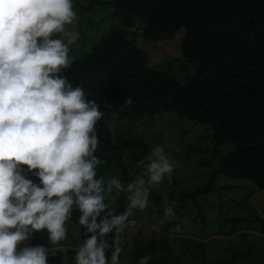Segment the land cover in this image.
I'll return each mask as SVG.
<instances>
[{"label":"clouds","instance_id":"9594fccd","mask_svg":"<svg viewBox=\"0 0 264 264\" xmlns=\"http://www.w3.org/2000/svg\"><path fill=\"white\" fill-rule=\"evenodd\" d=\"M77 21L74 0H0V264H48L63 249L74 206L82 213L79 224L91 233L78 246L75 264H121L129 217L149 207L153 186L182 167L157 144L137 162L147 179L126 187L108 180L107 191L127 193L128 203L122 214L108 212L97 222L109 209L104 177L96 179V125L104 111L63 74L76 60ZM131 103L128 97L121 108ZM164 204L165 216L174 219V206L166 198ZM43 230L50 247L28 243ZM113 231L109 244L105 237ZM174 231H181L179 225ZM151 259L144 255L139 264Z\"/></svg>","mask_w":264,"mask_h":264},{"label":"trees","instance_id":"16d2710c","mask_svg":"<svg viewBox=\"0 0 264 264\" xmlns=\"http://www.w3.org/2000/svg\"><path fill=\"white\" fill-rule=\"evenodd\" d=\"M103 5L110 7L119 24L112 25L88 53L77 57L63 73L74 86L85 88L88 98L96 100L104 111L96 125L100 143L95 154L101 160L96 179L104 177V202L109 209L101 213L97 222L108 212L122 214L128 203L127 193L117 195L114 187L107 191L108 180L119 179L126 187L142 177L132 175L126 164L125 146L130 147L135 161L148 156L151 150L149 143L139 137L117 144L109 124L115 116L141 121L151 114L176 111L183 117L208 123L215 141L232 140L237 144L235 151L222 158L219 172L251 179L264 189V0H109ZM181 28L182 54L198 64L197 72L185 82L168 71L150 67L149 52L137 42L139 30L146 39L156 40L173 37ZM128 97L132 98L131 105L121 108ZM213 185L211 180L192 192L176 189L171 197L155 194L149 207L164 204L165 198L172 200L176 194H181L183 202L209 192ZM180 206L176 205L175 216ZM81 214L75 206L70 210L71 220L77 224ZM81 227L83 237L89 232L86 226ZM114 236L115 231L105 239L111 244ZM33 237L39 245L51 246L46 230L35 232ZM169 238L168 234L153 231L147 241L137 240L130 264H139L144 255H151L149 264L180 261ZM81 244L68 243L55 256H49L48 264H75V253ZM111 251L107 252L109 259Z\"/></svg>","mask_w":264,"mask_h":264},{"label":"rangeland","instance_id":"374dc122","mask_svg":"<svg viewBox=\"0 0 264 264\" xmlns=\"http://www.w3.org/2000/svg\"><path fill=\"white\" fill-rule=\"evenodd\" d=\"M108 1L74 0L80 33L72 46V55L76 58L88 53L112 25L119 24V20L112 17L110 7L103 5ZM183 36L184 28H181L173 37L150 40L139 30L137 42L149 52L150 67L168 71L185 82L197 72L198 64L183 56ZM109 124L117 144L124 145L123 140L139 137L148 142L151 149L157 144L163 145L166 153L182 165L175 169L171 180L165 177L160 185L153 186L150 199L155 194L171 197L176 189L192 192L214 180L213 188L207 193L193 195L183 202L181 194L168 200L174 206V213L176 205L181 204L174 219L165 216L162 203L143 211L136 210L122 234L125 247L121 264H130L136 241H147L153 231L170 235L168 241L181 257L180 261L174 259L173 264H264V189L251 179L219 172L222 158L236 150V142L215 141L210 124L183 117L176 111L158 112L141 121L115 116ZM125 149L126 164L132 175L147 179L146 169L137 167V162L147 156L135 161L130 147L125 146ZM168 223L171 225L166 227ZM177 225L179 232L174 231ZM66 227L67 240L62 242L63 248L73 241L81 244L91 236L88 233L81 237V225L71 219L66 221ZM40 235L43 237L42 233ZM28 243L39 245L33 236ZM22 246L23 243L18 245V250ZM238 252L245 255L237 257Z\"/></svg>","mask_w":264,"mask_h":264}]
</instances>
